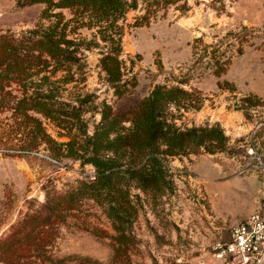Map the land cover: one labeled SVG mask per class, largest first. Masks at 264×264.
I'll return each instance as SVG.
<instances>
[{
  "label": "rangeland",
  "instance_id": "rangeland-1",
  "mask_svg": "<svg viewBox=\"0 0 264 264\" xmlns=\"http://www.w3.org/2000/svg\"><path fill=\"white\" fill-rule=\"evenodd\" d=\"M125 2L122 14L0 0V264H209L258 202L261 175L244 167L250 147L264 158V100L243 83L264 69V0ZM48 35L64 42L36 45ZM157 89L169 95L142 105ZM63 103L78 113L57 114ZM105 107L123 113L110 134L120 169H145L93 196ZM153 119L208 135L158 142L154 160L125 150Z\"/></svg>",
  "mask_w": 264,
  "mask_h": 264
},
{
  "label": "trees",
  "instance_id": "trees-1",
  "mask_svg": "<svg viewBox=\"0 0 264 264\" xmlns=\"http://www.w3.org/2000/svg\"><path fill=\"white\" fill-rule=\"evenodd\" d=\"M61 5L65 7L72 5L93 7L99 13H105L108 9H114L120 11V13L122 14H124L125 8L126 6H128L125 0H62ZM45 39L46 41H42L43 39L37 41L36 45L40 47H46V44L49 43L50 45L59 47L60 43L64 42L62 38H60L59 41H53V35H48V37H45ZM57 50L59 51L58 54H60L61 50ZM56 56L57 55H54V57ZM66 57L68 56L65 55L64 58ZM104 61L109 62L110 58H107ZM167 95L169 94L160 92L157 89L154 93L151 94L152 100H146L142 103V105L146 106L150 102V107L153 108L154 106H158V103H162ZM62 105L66 107L57 105V114L74 116V113H78V110L75 108H70V105L68 106V104L65 103H63ZM122 114L123 113L119 112L118 110L113 111L111 107H105L101 113V121L96 127L93 137L89 140V147L91 146V155L87 158V161L97 168V175L95 179L91 182L85 183L84 186L86 187L87 192L90 195L99 196L102 191L114 188L117 182V178L121 173L130 174L138 171L140 172L145 169V166L134 169L132 168V165H129L126 169H120L122 165L117 164V162L115 161L116 155L121 148L120 143L123 140L119 138L111 139L110 134L114 133L117 130L116 124ZM125 115H132L136 119H139L138 113L136 111H127ZM196 133V130H191L184 133L178 130L165 128L162 122H156V120L153 119L148 127L141 126L140 128H136V130L134 129L133 134L125 138L126 143H124V147L125 150L128 149L131 151L135 149L149 148V152H147V155L150 156L149 159L154 160L156 159L154 157L156 153L150 151V148L157 147L158 142L168 143L171 148L177 149L185 146V143L189 144V142L192 140L193 142H195V140L197 139L204 140L208 135L207 132H204V134H202L201 136H197ZM55 144L57 146H61V144ZM65 146L69 148L71 144H67ZM102 151H111L113 153V156H109L104 160L103 158H105V156L101 155ZM144 181L147 182L150 180L145 179Z\"/></svg>",
  "mask_w": 264,
  "mask_h": 264
},
{
  "label": "built area",
  "instance_id": "built-area-1",
  "mask_svg": "<svg viewBox=\"0 0 264 264\" xmlns=\"http://www.w3.org/2000/svg\"><path fill=\"white\" fill-rule=\"evenodd\" d=\"M247 151L255 163L246 165L244 174L253 167L263 182L258 202L248 217L231 228L227 239L212 245L209 264H264V158L255 147Z\"/></svg>",
  "mask_w": 264,
  "mask_h": 264
},
{
  "label": "crops",
  "instance_id": "crops-1",
  "mask_svg": "<svg viewBox=\"0 0 264 264\" xmlns=\"http://www.w3.org/2000/svg\"><path fill=\"white\" fill-rule=\"evenodd\" d=\"M243 84H244V94L254 95L257 98L264 100V69L263 71H260L256 74L255 79H252L251 81L248 82L244 81ZM252 212L253 211H251V213Z\"/></svg>",
  "mask_w": 264,
  "mask_h": 264
}]
</instances>
